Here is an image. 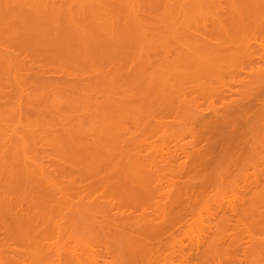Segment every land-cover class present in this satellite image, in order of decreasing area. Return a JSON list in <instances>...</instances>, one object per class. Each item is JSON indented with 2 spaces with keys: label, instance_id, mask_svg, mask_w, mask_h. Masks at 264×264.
I'll list each match as a JSON object with an SVG mask.
<instances>
[{
  "label": "bare ground",
  "instance_id": "bare-ground-1",
  "mask_svg": "<svg viewBox=\"0 0 264 264\" xmlns=\"http://www.w3.org/2000/svg\"><path fill=\"white\" fill-rule=\"evenodd\" d=\"M71 1L73 3L69 6ZM74 1L69 0L67 7L61 0L60 4L58 1L50 4L51 0H0L1 23L6 26L21 25L22 28L13 30L25 33L22 32L20 38L9 39V44L13 46L16 44H12L11 40L17 41L18 50L25 54L23 57L21 52L16 51V46L13 50L12 46L0 44L3 54L7 52L5 57L0 54V67L6 71V78L13 79V82L17 78V83H14L21 94L19 92L17 95L11 90L6 92H11V98L17 95L16 99L20 96L21 101L25 100L21 103L15 99V108L11 105L9 111H18L20 116L23 109L26 111L29 107V99L31 103L39 101L44 108L47 107L44 106L46 101L50 107L62 108L63 104H60L55 93H45L51 87L43 92L41 86L44 81L47 83V73L65 70L70 75L66 73L68 77L62 78H70L66 81L73 85V89H69H78L74 91L77 93L75 96L65 89L73 96H67L70 100L66 102L69 111H79L82 115L88 112L98 114L96 116L102 114L99 118H103H98L101 123L98 119H95L98 123L95 120L93 124L87 122L91 125L77 121L76 126L72 125L76 135L68 127L74 133L71 137L82 135V140L79 138L76 142L78 145L82 141V146L81 143L78 145L82 148V156L72 155L70 160L71 163L82 160V169H77L79 171L75 168L77 166L71 168V163L67 167L73 170L69 171L65 167L69 162L63 163L65 168L56 165L59 171L53 166L58 161L66 162L69 156L65 154L59 156L64 158L62 160L56 157L57 161L48 155L43 157L41 154L44 151H32H36L40 145L39 151L43 150L42 135L32 137L37 123H18L19 131L16 133H20L16 136L11 131L14 126H1L0 150L4 146L6 152L8 148L13 153L7 152L8 156L4 154L7 158H0V209L2 213L3 210L14 212L12 216L15 221L10 217L13 225L28 228L25 227V231L20 232L22 235L19 233L18 236L17 232L14 233L16 227L11 224L12 221L8 222L9 216H5L6 221L0 215V264H264V0H205V4L211 7L207 13L202 10V0H190V11H182L185 14L180 15L182 18L190 16L194 18L193 21L187 24L179 22L180 27H172L173 20L171 24H165L168 27L162 24V31L159 25V29L155 26L156 29L149 30L151 39L139 48H144V53L141 57L137 54V57L130 58L128 64L122 59L113 58L110 61V55L104 57L110 59H104L101 56L91 58L84 53L86 57L71 63L68 56L72 52L75 55L74 45L55 44L52 39L59 34L61 39L67 41L69 38L66 37L70 35L76 40L94 41L100 34L114 32V26L118 24L119 27L122 17L132 16L135 22L139 21V6L136 5L135 9L130 7L134 10L120 17L123 13H111L107 6L96 7L94 4L96 8H93L90 2L87 5L88 0ZM241 3L243 6H240ZM72 7L79 12H73ZM64 10L69 13L66 14ZM58 20L68 25L65 24V30L56 32L46 27L58 23ZM122 22L124 25L125 22ZM159 32L164 36L162 40L158 39ZM76 45L78 49L80 44L78 47ZM85 47L90 46L84 45L82 49ZM108 64L117 70L120 66L125 68H120V73L111 68L113 72ZM102 65L104 72L108 69L110 73L99 74L100 70L103 71V68H99ZM243 68H246V76L242 71L238 72ZM20 70L22 75L14 76ZM75 70L81 71L82 75H74ZM123 70H127L123 72L126 76H122ZM231 70L238 72L234 74H239V77L244 75V78L238 79L237 76L234 79L236 75H232ZM96 71L103 77L95 76ZM225 72L231 73L228 75L230 77L225 76ZM29 74L34 79L33 83L30 82L31 78L28 79ZM10 75L13 77L10 78ZM8 79H5L9 84L6 87L14 88V83L10 86ZM34 85L37 87L36 93ZM200 88L207 90L200 91ZM28 90L34 97L26 95ZM3 93L0 95L3 96ZM9 100L7 98V102ZM131 104L134 106H127ZM67 107L66 110L63 108L65 112ZM129 107L141 114H136L139 119L133 116L135 113L128 111ZM13 110L11 115H14ZM48 110L51 111L47 109L46 112ZM56 110L52 109L56 113L60 111ZM69 111L66 114L70 115ZM111 111L124 113V116L130 112L127 114L134 119H130L129 125L124 118L118 122H107V112ZM3 113H0V118L8 117L10 112L5 113L7 116ZM144 118L145 122L142 120ZM40 129L37 133L41 132ZM211 131L215 138L207 146L204 143L202 148H195L201 140L205 141L208 132L212 134ZM9 133L12 135L7 136ZM187 134L192 139H184ZM28 135L31 141L26 138ZM45 140L51 141L47 137ZM11 143L17 146L18 151ZM32 144L35 149L30 150ZM13 160L17 164L21 162L24 170L12 171L9 163L12 165ZM108 163L113 164L110 169L105 168L110 167ZM191 201L195 204L198 201L193 211ZM40 211L45 213L42 218ZM191 211L192 221L187 223L186 229L181 230L180 227L186 223L185 214ZM27 229H30L31 235L26 233ZM176 231L181 232L179 237L175 235ZM207 231L211 233L208 242L203 239ZM58 235L61 237L57 239ZM52 237H56L57 241ZM185 238L190 246L182 243ZM27 239L35 241L34 246L38 244L36 247L41 250L36 248L35 251H39V254L27 252L26 245V251L21 249L20 242L23 247L24 242L31 243ZM184 247L190 252L193 248L195 252L186 253ZM76 248L81 249L77 251Z\"/></svg>",
  "mask_w": 264,
  "mask_h": 264
},
{
  "label": "rangeland",
  "instance_id": "rangeland-1",
  "mask_svg": "<svg viewBox=\"0 0 264 264\" xmlns=\"http://www.w3.org/2000/svg\"><path fill=\"white\" fill-rule=\"evenodd\" d=\"M50 1V0H49ZM52 1L54 2V1H60V0H51V2H50V4L52 3ZM65 1H67V0H65ZM87 2V1H85V0H82L81 2ZM93 1V2H92ZM96 2H97V0H95ZM178 1V2H177ZM207 1V0H206ZM61 2L64 4V5H68V2H69V0H68V2L66 3V2H63L62 0H61ZM61 2H59L58 4H60ZM75 3L76 2H78L77 0L76 1H74ZM89 2L94 6H91V5H89V6H91V7H93V8H96V7H98V5H101V6H107V8L108 9H110L109 11L111 12V13H114V12H116V11H119V13H123V14H121L120 15V17L122 16V15H124L125 13H126V15H124V16H127L128 14H127V12H129L131 9H129L130 7H132V8H134L135 9V7H136V5L137 6H139V8L138 9H140V10H138L137 8V10H138V13L140 14L139 15V17H140V20L138 21L137 20V22H135V20H134V18L132 17V16H130V17H132L133 18V20L129 17V16H127L126 18H124V19H122L121 18V20L123 21V20H127L126 22L125 21H123V22H125V24L124 25H126V26H124L123 24H121V20H120V25H119V27H118V24L117 25H115L114 26V28H113V31L114 32H108V33H105V34H100L99 36H98V38L97 39H95L94 41L92 40V41H85V40H81L80 41V39L79 40H76V39H74V38H76V37H72L71 35L70 36H68V37H66V38H69L68 39V41H67V39H61V37H60V35L59 34H57V35H55L54 36V39H52V38H50V39H52V41H53V43H55V44H68V45H70V44H72V45H74V48H75V55H72L73 54V52H72V54H70L69 56H68V59H69V62H71V61H73V62H75V61H80V60H82L84 57H86V55H83V53L84 54H87V56H88V54H89V57L90 56H92L91 58H93L94 56V58H100V56L101 57H105V55L106 56H108V57H110L111 56V59L110 58H108V57H106V58H104V59H110V61L111 60H118V59H122V60H124L125 61V63L127 62V64L129 63V61L132 59V57L134 56H136L137 57V54H139V56L141 57V55H142V53H144L143 51H144V48H143V50L141 51V50H139V48H141L142 46H145V45H142V44H144L146 41L148 42V40H150L151 39V32L149 31V30H151L152 31V29H159V27H160V30L162 31V28H164L163 27V25L165 26V27H168V26H166L167 25V23H172L173 22V20H174V24H172V25H170V26H172V27H180L181 26V24L184 22L185 24H187L186 22H188V23H191L190 21L192 20L193 21V19L194 18H189V17H183L182 18V16H184V15H182L184 12H182V11H190V8H192L191 7V3H190V0H98V2L97 3H99V4H97L96 2H94V0H88V3H87V5L89 4ZM202 2H204V3H202ZM202 5H203V8L204 9H202V10H204V12H206L207 13V10H209L208 8H210L211 9V7L209 6L208 7V5H206L205 3V0H202ZM208 2V1H207ZM73 2L71 1L70 2V5L69 6H71V4H72ZM100 3H102V4H100ZM180 3V4H179ZM55 4H56V2H55ZM96 5V7H95V5ZM103 4H105V5H103ZM139 4V5H138ZM205 4V5H204ZM207 4H209V3H207ZM202 5H201V7H202ZM72 6H74V5H72ZM240 6H243V4L241 3V5ZM68 7V6H67ZM200 7V8H201ZM207 7V8H206ZM75 8H76V4H75ZM75 8L74 7H72V9L74 10L73 12H75ZM205 8H206V10H205ZM65 9L67 10V8L65 7ZM77 9V8H76ZM133 9V10H134ZM63 10V9H62ZM66 10H64L65 12H66ZM77 10H79V8L77 9ZM76 10V11H77ZM133 10H131V11H133ZM126 11V12H125ZM178 11V12H177ZM79 11H77V12H75V13H78ZM80 12H81V10H80ZM173 13V15H169V14H171V13ZM174 12H176V13H174ZM180 12V13H179ZM203 12V11H202ZM209 12V11H208ZM64 13V12H63ZM67 13H69V12H66V14ZM117 13V15L119 14L118 12H116ZM182 13V14H181ZM177 14L178 15H180L181 16V18H180V16L179 17H176L177 16ZM185 14V13H184ZM60 15H62L61 13H60ZM62 16H64V14L62 15ZM61 16V17H62ZM150 16H152V17H150ZM185 16H187V15H185ZM173 17V18H172ZM209 17V16H208ZM208 17H207V20H208ZM1 18V17H0ZM65 18V17H64ZM172 18V19H171ZM180 18V19H179ZM183 20L182 22L181 21H178V20ZM60 20V19H59ZM59 20H58V23H55V24H49L48 26H46V27H49V28H51V29H54V30H56V32L57 31H63V30H65L64 28H66V26H68L66 23H64V22H62V23H59ZM64 20V19H63ZM63 20H60V21H63ZM1 19H0V44L1 45H5V46H12L13 48L16 46L17 47V41H16V43H15V41H12L11 40V43L13 44V42H14V44H16L15 46H13V45H10L9 43H10V40L9 39H12V38H20V36L21 35H23V33H24V31H22V32H20V31H15V30H13V29H19V28H22L23 26H21V25H15V24H12V25H8V26H6V25H4V24H2L1 23ZM122 22V23H123ZM135 24H134V23ZM179 22L181 23V24H179ZM177 23V25L175 26V24ZM65 24H66V26H65ZM137 24V25H136ZM163 24V25H162ZM166 24V25H165ZM158 25H159V27H158ZM169 25V24H168ZM174 25V26H173ZM178 25H180V26H178ZM207 25H209L210 26V24H207ZM155 26H156V28H155ZM191 26V25H190ZM45 27V26H44ZM80 27V26H79ZM3 28L4 29H9V30H3ZM73 28V27H72ZM77 28V27H76ZM122 28H124V29H122ZM128 28V29H127ZM136 28V29H135ZM126 29V30H125ZM138 29V30H137ZM117 30H119V31H117ZM127 30H128V32H127ZM164 30V29H163ZM124 31V32H123ZM160 31V32H161ZM39 32V31H38ZM160 32L158 33L159 35H158V39L159 40H162V38L164 37V36H162L161 34H160ZM15 33L17 34V35H15ZM19 33H22V34H19ZM37 33V32H36ZM40 33H41V31H40ZM44 33V32H43ZM51 33V32H50ZM153 33H155V30H153ZM25 34V33H24ZM42 34V33H41ZM20 35V36H19ZM49 35V34H48ZM74 35V34H73ZM153 35V34H152ZM157 35V34H156ZM7 36V38H6V40H5V37ZM62 36V35H61ZM76 36V35H75ZM153 36H155V34L153 35ZM52 37V36H51ZM156 37V36H155ZM4 38V39H3ZM71 39V40H70ZM74 39V40H73ZM49 41H51V40H49ZM83 42V44L85 45V46H87L88 47V45L90 46V47H88V48H84V49H82L83 47H84V45L83 44H81ZM146 42V43H147ZM19 44V43H18ZM77 44V45H76ZM79 44H80V47H78L79 46ZM106 44V45H105ZM108 44V45H107ZM110 44V45H109ZM0 45V49L2 48V46ZM20 45V44H19ZM75 45L78 47V49L75 47ZM82 45V46H81ZM111 45L113 46V47H111ZM120 45V46H119ZM101 48H100V47ZM106 48H105V47ZM140 46V47H139ZM15 47V48H16ZM94 47V48H93ZM115 47H117V48H115ZM15 48L13 49V50H15ZM98 48H100V49H98ZM103 51H102V50ZM114 49V50H113ZM84 50H85V52L88 50V52L87 53H85L84 52ZM101 50V51H100ZM2 51H3V48H2ZM1 50H0V52H2ZM16 51H19V52H21L20 54L22 55V57H23V55H25L24 53H22V51L21 50H18V47H17V49H16ZM5 53H7V52H5ZM4 53V54H5ZM101 53H103V54H101ZM106 53V54H105ZM0 54H3V52L2 53H0ZM4 54H3V57H5L4 56ZM72 55V59L71 58H69L70 56ZM98 55V56H97ZM110 55V56H109ZM144 55V54H143ZM84 56V57H83ZM128 56V57H127ZM129 56H131V57H129ZM1 57H2V55H1ZM139 57V58H140ZM80 58V59H79ZM114 58V59H113ZM127 58V59H126ZM131 58V59H130ZM206 58H212V57H206ZM2 59V58H1ZM6 59H8L7 58V55H6ZM71 59V60H70ZM121 60V61H122ZM127 60V61H126ZM2 61V60H1ZM66 62H68V60L66 61ZM73 62H71V63H73ZM120 62V61H119ZM121 63V62H120ZM122 65L124 64V62L123 63H121ZM106 65V64H105ZM109 65V64H108ZM107 65V66H108ZM110 65H111V63H110ZM109 65V66H110ZM126 65V64H125ZM124 65V66H125ZM0 66H1V64H0ZM2 66H4V65H2ZM101 66V65H100ZM99 66V68L101 69V68H103V65H102V67H100ZM116 66V65H115ZM104 67H106V66H104ZM118 67V66H117ZM123 67V66H122ZM121 66H120V68H122ZM128 67V66H127ZM126 67V68H127ZM1 68V67H0ZM108 68V67H107ZM107 68H105V69H107ZM114 69V67H111L110 66V68L109 69ZM120 68H118V70L120 69ZM123 68H125V67H123ZM231 67H229V69H230ZM1 69H3V68H1ZM1 69H0V87H1V84H3L4 85V88H3V86H2V90L4 91V93H3V91H1V88H0V91H1V93H3V96L5 97L6 96V94L8 95V96H6L5 98L6 99H4V97L3 96H1L0 95V105H1V107H0V111L5 115V116H7L5 113H9L8 115L10 116H8V117H5V118H0V129L2 128L1 126L2 125H9V126H14L13 128L14 129H12L11 131H12V133L13 134H15V136H16V134H19V133H16L17 131H19V129H17V126L20 124V123H27L28 122V124H35V123H37V125L40 127V128H43V129H40L38 126V129H40L41 130V132L40 133H37L38 132V129H37V127H34V131H32V137H34V138H36L37 136H38V138L42 135V137H41V139H44V140H42V147H43V150L42 149H40V151H39V148H40V142H39V144L38 145H40V146H38V149H36V151L35 150H32V149H35L34 147L32 148V146H33V144L32 145H30L31 147H29V149L30 148H32V149H30V150H32L33 152H37V150H38V152H42V151H44V152H42V156L44 155L45 157H46V155H48V156H50L51 157V159H52V157H54V159H56V157H57V159L58 160H60L59 158H61V157H59V156H63L64 154V156H69L68 157V160H66V162L63 160V162L62 163H60L57 159V161H58V164H57V162H56V164L54 165L53 164V162L49 165V167L51 168L52 167V164H53V166H55L56 167V169L58 168V167H62L63 165L65 166V164H67L68 162V165H66L65 167H67V166H70L69 164L71 163V161L70 160H72L71 159V156L73 155L74 157L76 156V157H79V155H81L82 156V152L80 151V150H82V148H81V146H82V141L81 142H78L77 144L78 145H80V143H81V146L79 147L78 145H76V142H77V140L81 137L82 138V131H79L80 133V137L79 136H75V137H71L72 135L71 134H74L75 132H76V130L74 131L73 130V128H72V125H77V123L78 122H83L82 124H84L85 123V125L87 124V125H91V123L93 124V122H94V120L95 119H98L99 118V116H102V114H100L99 116H96V115H98V114H95V113H90V112H88V113H85L84 115H82V112H80V114L78 113L79 111H76L77 113H72V112H70L69 111V109H70V107L67 105V101L69 100L68 99V97L69 98H71V97H73V96H71L70 95V93L68 94V92L70 91H72L71 92V94L73 95L74 94V96H75V93H74V91L76 90L75 88V90L73 91V90H70L72 87H73V85L72 84H70V85H72V86H70L69 85V82H67V81H69L70 80V78L69 79H63V78H67L68 76L66 75V73H68V72H66L65 73V70H63V71H53L52 69H51V71H53L52 73H47V75L45 74V76H47V83L49 84H47V83H45L46 81H44V80H42V81H44V84H45V86H44V84H42L43 82H40V80H38L43 86H41V87H39V88H41V89H43V92H45V90H48L49 89V87H51L49 90H51L52 88V90L51 91H46L45 93H55V96H56V98H59V102H60V104L62 105V108L61 107H59L58 108V106L57 107H50L51 105H46L47 103V101L45 102V104L43 103V102H41V103H43L44 104V106H47V107H43L40 103H39V101H36V102H38V103H34V102H30V99L28 100V102H29V109L28 108H26L27 110L25 111L23 108H21V109H23V111H21L20 110V107L19 108H17L18 106H23V105H18L17 107H16V109L17 110H20L21 112H23V114H21L20 115V113H19V115L21 116H18V111H16L17 113H15V111L13 110V113H14V115H11V111H9L10 110V107H12L13 106V108H15V104L16 103H14V100L16 99V97H17V93H19L18 92V89H16L17 87V78L15 79V81L14 82H16V83H14L12 80L13 79H8V78H6V75L4 76V74H6V71L3 69L2 71H1ZM111 69V70H112ZM116 69V68H115ZM114 69V70H115ZM226 69V68H225ZM228 69V68H227ZM232 69V68H231ZM108 70V69H107ZM107 70H105V72L107 71ZM117 70V69H116ZM116 70H115V72H116ZM117 70V71H118ZM120 70H122V69H120ZM224 70V69H223ZM232 70H234V69H232ZM232 70H231V73H232V75L236 72V71H234V73L232 72ZM243 70H244V72H243ZM245 70H246V68H243V69H239L238 70V72H241V73H244V75L247 73V72H245ZM248 70V69H247ZM5 71V72H4ZM21 71V70H20ZM19 71V72H20ZM113 71V70H112ZM124 71H127V70H123L122 71V73L124 72ZM224 71H227V70H224ZM4 72V73H3ZM19 72H16V73H14V74H16V75H14V76H17V75H22V71H21V74H19ZM74 72V75H75V73L76 74H80V72H76V70L75 71H73ZM97 72V74H94L95 76H97V75H99V74H103V73H105L104 72V68H103V71L101 72V70H100V72H99V74H98V71H96ZM108 72V71H107ZM114 72V71H113ZM119 72V71H118ZM121 72V71H120ZM119 72V73H120ZM238 72H236V73H238ZM3 75H2V74ZM92 73V72H91ZM91 73H89V74H91ZM108 73H110V72H108ZM121 73V74H122ZM125 73V72H124ZM123 73V75L122 76H126V74H124ZM127 73V72H126ZM221 73V72H220ZM231 73H229L228 74V72H225V76H227V77H230V76H228V75H230ZM12 74V73H11ZM69 74V73H68ZM73 74V73H72ZM88 74V75H89ZM190 74V73H189ZM188 74V75H189ZM221 74H223V73H221ZM32 75V74H31ZM66 75V76H65ZM70 75V74H69ZM80 75H82V73L80 74ZM104 75V74H103ZM115 75H116V73H115ZM117 75H119V74H117ZM128 75H129V73H128ZM194 75V74H193ZM199 75V74H198ZM224 75V74H223ZM234 75H236V74H234ZM244 75H241L240 77H242L243 76V78H244ZM247 75V74H246ZM245 75V76H246ZM62 76H63V78H62ZM73 76V75H72ZM72 76H71V78H72ZM76 76H78V77H80L79 75H76ZM92 76V75H91ZM99 76H101V77H103L102 75H99ZM98 76V77H99ZM195 76H196V74H195ZM239 77V74H237L236 75V78L234 77V79H237L238 77ZM5 77V78H4ZM13 77V76H12ZM11 77V75H10V78H12ZM50 77V78H49ZM75 76H73V78H74ZM117 77V76H116ZM119 77V76H118ZM190 77V76H189ZM227 77H225L226 79H227ZM240 77L238 78V79H240ZM31 77H30V74H29V77H28V79H30ZM62 78V79H61ZM93 78H97V77H94L93 76ZM5 79H8L7 81H9V82H11V85L10 86H12V83H14V85H13V87L14 88H12V87H6L7 85H9V84H7V82H5L6 80ZM49 79V80H48ZM52 79H54V80H52ZM229 79V78H228ZM59 80V81H58ZM61 80V81H60ZM63 80H65L66 81V83L63 81ZM4 81V82H3ZM18 81H19V79H18ZM32 81H34V79L32 80V78H31V83H33ZM56 81V82H55ZM39 82H34V83H39ZM55 82V83H54ZM63 82V83H62ZM57 83V84H56ZM15 84H16V86H15ZM51 84V85H50ZM62 84V85H61ZM69 86H68V85ZM48 87H47V86ZM59 85V86H58ZM61 85V86H60ZM75 85H77V87L79 86L78 84H75ZM81 85V84H80ZM28 86V85H27ZM26 86V87H27ZM38 86H40V85H38ZM55 86V87H54ZM82 86V85H81ZM66 87V88H65ZM76 87V86H75ZM9 88H11V89H9ZM29 88H31V86H29ZM34 92L36 93V88L37 87H35V85H34ZM46 88H48V89H46ZM70 88V89H69ZM233 88H236L235 86L233 87ZM233 88H231L232 90H236V89H233ZM12 89L14 90V91H12ZM28 89V88H27ZM40 89V90H41ZM61 89H62V91H61ZM65 89L68 91H66L65 92ZM69 89V90H68ZM73 89V88H72ZM80 89V88H79ZM201 89H203V88H200V91H201ZM6 90L7 91H9V90H11V92H14L15 94H17L16 96H15V98H13L14 96H13V94H12V98H13V100H12V98L10 97L11 95V92H10V94H9V92L7 93L6 92ZM32 90V89H31ZM39 90V89H38ZM37 90V91H38ZM57 90V91H56ZM78 90V89H77ZM76 90V91H77ZM204 91H206L207 89L206 88H204L203 89ZM238 90V89H237ZM27 91V90H26ZM25 91V92H26ZM29 91L30 90H28V93H29ZM33 91V90H32ZM52 91H54V92H52ZM56 91V92H55ZM61 91V92H60ZM81 91V90H80ZM79 91V92H80ZM208 91H209V89H208ZM257 91V90H256ZM6 92V93H5ZM43 92H41V93H43ZM27 92H26V95H28L29 97L31 96V98H32V96L33 95H31V93L32 92H30L29 94H28ZM45 93H44V95H45ZM47 93V94H48ZM60 93V94H59ZM81 94H82V92H80ZM78 94V95H80L81 96V94ZM21 94V92L19 93V95ZM33 94V93H32ZM57 94H59V95H57ZM64 94V95H63ZM65 94H67L66 96H65ZM77 94V93H76ZM10 95V96H9ZM44 95H42V96H44ZM61 95H63V97L61 96ZM21 96H23V95H21ZM38 96V95H37ZM48 96V98L51 96V94H50V96L49 95H47ZM61 96V97H60ZM68 96V97H67ZM77 96V95H76ZM20 97V96H19ZM19 97H18V99H19ZM25 97V96H24ZM23 97V99L22 100H24L25 98H27V97H25L24 98ZM34 97V96H33ZM39 97H41V94H40V96ZM38 97V98H39ZM44 97H46V96H44ZM79 97V96H78ZM7 98H8V102H7ZM36 99H37V97H35ZM113 98H114V96H113ZM18 99H16V102H17V100ZM42 99V98H41ZM41 99H39V100H41ZM45 98H43V100H44ZM27 100V99H26ZM42 100V101H43ZM47 100V99H46ZM93 100V99H92ZM21 101V99H19L18 100V102H20ZM25 101V100H24ZM24 101H21V103H23ZM32 101H35V99L34 100H32ZM68 102H70V100L68 101ZM14 103V104H13ZM64 103H66V104H64ZM115 103V102H114ZM20 104V103H19ZM25 104V103H24ZM26 104H27V102H26ZM134 104V103H133ZM12 105V106H11ZM28 105H24L25 107L26 106H28ZM65 105H67V106H65ZM67 107V112L69 111L70 112V115H68V114H66L67 112H65V107ZM80 106H82L81 104H80ZM127 106H132V104L131 105H127ZM134 106V105H133ZM132 106V107H133ZM33 109H35V111L34 110H32V108ZM42 107V108H41ZM72 107V106H71ZM129 107V109H128V111H132V110H134V109H132V110H130L131 108ZM2 108V109H1ZM41 108V109H40ZM58 108V110H56ZM62 109V111L63 112H61V109ZM63 108L65 109V110H63ZM113 108H115V107H113ZM117 108V107H116ZM47 109H51V111L50 110H48L47 112H46V110ZM52 109H55L56 111H59L58 113H56V112H54V111H52ZM78 109H81V108H79L78 107ZM127 109V108H126ZM7 111V112H6ZM0 112V113H1ZM49 112V113H48ZM133 112V111H132ZM72 113V114H71ZM90 113V114H89ZM116 112H107V115H108V118H107V122L108 121H113V122H118L119 121V119L120 118H124L125 120H126V124L127 125H129V124H131L129 121H130V119H132L131 118V116H130V114H127V113H130V112H125L126 113V115L124 116V113H122V114H115ZM133 113H135V114H133V116L135 117L136 116V114L138 115V114H140V113H136V112H133ZM106 114V113H105ZM67 115V116H66ZM121 115V116H120ZM141 115V114H140ZM139 115V117L141 118V117H143V116H140ZM2 116V115H1ZM0 116V117H1ZM95 116V117H94ZM4 117V116H3ZM20 117V118H19ZM68 117H70V119L68 118ZM84 117V118H83ZM88 117V118H87ZM90 117V118H89ZM92 117V118H91ZM103 117H104V115H103ZM117 117V118H116ZM125 117H127V118H125ZM137 117V116H136ZM83 118V120H81ZM105 118V117H104ZM138 118V117H137ZM19 119V120H18ZM77 119H79V120H77ZM88 119H89V121H88ZM99 119H103L102 117L101 118H99ZM99 119H98V121H99ZM106 119V118H105ZM118 119V120H117ZM122 119H120V121L122 120ZM134 119V118H133ZM139 119V118H138ZM137 119V121H138V123H139V121L140 120H138ZM21 120V121H20ZM86 120V121H85ZM116 120V121H115ZM143 121L145 120V118L144 119H142ZM78 121V122H77ZM93 121V122H92ZM95 121H97V120H95ZM98 121H97V123H98ZM106 121V120H105ZM133 121V120H132ZM136 121V122H137ZM33 122V123H32ZM87 122H91V123H87ZM103 122H104V120H103ZM122 122H124V121H122ZM145 122V121H144ZM19 123V124H18ZM94 123H96V122H94ZM99 123H101V121H99ZM110 123V122H109ZM125 123V122H124ZM141 123V122H140ZM81 124V125H82ZM24 125V124H23ZM27 125V124H26ZM61 125V126H60ZM62 125H63V127H62ZM65 125H66V127H65ZM75 125V126H76ZM80 125V126H81ZM44 126V127H43ZM12 127H10V129L12 128ZM58 127V128H57ZM61 127V128H60ZM68 127H70L71 128V130L74 132H72L71 130H69L70 128H68ZM36 128V129H35ZM51 128V129H50ZM56 128V129H55ZM65 128H68V129H65ZM75 128V127H74ZM53 129V130H52ZM55 129V130H54ZM63 129L65 130V132L63 131ZM78 129V128H77ZM80 129V128H79ZM78 129V130H79ZM45 130V131H44ZM10 131V132H11ZM48 131H50V133H48ZM53 131V132H52ZM59 131V132H58ZM68 131H70V132H72V133H70V134H68L69 132ZM0 132H1V130H0ZM61 132H64V133H61ZM68 132V133H67ZM78 132V131H77ZM213 131H211V133H212ZM2 133V132H1ZM36 133V134H35ZM51 133H53V135L51 134ZM55 133V134H54ZM208 133H209V135H208ZM207 133V135L205 136V141H204V139L203 140H201L202 142H200V143H197L196 144V147L195 148H202V146H207L208 144H209V142L211 141V140H213L214 138H215V136H214V133H212V134H210V132H208ZM10 134L11 133H9V135H7V136H10ZM51 134V135H50ZM59 136H58V135ZM67 134H68V136H67ZM78 134V133H77ZM78 134V135H79ZM12 135V134H11ZM40 135V136H39ZM75 135H76V133H75ZM188 135V136H187ZM185 137H184V139H189L190 140V138H191V135L190 134H187ZM0 136H1V134H0ZM48 136H50L49 138H48ZM57 136V137H56ZM5 136H3V138H4ZM13 137H14V135H13ZM13 137L11 136V139L12 140H14L13 139ZM45 137H47V139H50L51 141H49V140H45ZM54 137V138H53ZM77 137V139H75ZM208 137V138H207ZM1 138V137H0ZM28 140L29 139H31L32 140V138H31V136L29 137V135L26 137ZM33 138V139H34ZM53 140H52V139ZM55 138H56V140L58 141H56L55 140ZM73 138V139H72ZM80 138V140H82ZM2 139V138H1ZM0 139V141H2ZM76 141H75V140ZM183 139V140H184ZM192 139V138H191ZM31 140H29V141H31ZM34 140H37V139H34ZM33 140V141H34ZM57 142H55V141ZM72 140V141H71ZM83 140H84V136H83ZM85 140H86V138H85ZM3 141H4V139H3ZM53 141H54V143H53ZM74 141V142H73ZM181 141V140H180ZM185 141V140H184ZM37 142V143H38ZM53 143V145H52V143ZM182 142V141H181ZM187 142V141H186ZM204 143H205V145H204ZM200 144V145H199ZM11 145H12V143H11ZM14 145V144H13ZM12 145V146H13ZM46 145H48V146H46ZM1 146H3L2 144H1ZM14 146H16V145H14ZM13 146V147H14ZM77 146H78V148H77ZM200 146V147H199ZM8 147H10L9 145H8ZM12 147V148H13ZM41 147V148H42ZM45 147V148H44ZM50 147V148H49ZM2 149H3V151H5V152H3V153H1L2 152V149L0 150V158H7L6 156H4V154H6L7 152H11V151H9L10 149H8L7 147H5V149L7 148V152H6V150H4V146L3 147H1ZM11 148V147H10ZM76 148H77V150H76ZM14 149V148H13ZM12 149V150H13ZM15 149H16V151H18L17 150V146L15 147ZM19 149V148H18ZM79 150V151H78ZM186 150H189L190 151V148L189 147H186ZM14 152H15V150H13ZM20 151V150H19ZM46 151V152H45ZM81 152V153H77V152ZM189 151H186V152H189ZM32 152V153H33ZM13 153V152H12ZM12 153H10V154H12ZM16 153V152H15ZM15 153H14V156H15ZM1 154H2V156H1ZM62 154V155H61ZM209 155L208 156H210L211 155V152L210 153H208ZM40 155V156H41ZM54 155V156H53ZM7 156H8V153H7ZM10 156V155H9ZM13 156V155H12ZM12 156L11 157H9L10 159H11V162H12ZM43 156V157H44ZM47 156V157H48ZM49 157V158H50ZM8 158V159H9ZM14 159V158H13ZM62 159H64V158H61V160ZM77 159H79V158H77ZM80 160V159H79ZM17 161V160H16ZM50 161H52V160H50ZM54 161V160H53ZM13 162H14V160H13ZM46 162V161H45ZM73 162V161H72ZM77 162V163H76ZM76 162H73V163H71V168L73 167V169H75L76 168V170L79 168V169H82V160L81 161H76ZM19 163H21V162H18V164H17V162H14V163H12V165H10V163H9V166H11L12 168H10L12 171H14V172H17V171H23L24 170V167L23 168H21V166H22V163L21 164H19ZM50 163V162H49ZM55 163V162H54ZM60 163V164H59ZM63 163H65V164H63ZM77 165H76V164ZM81 165H80V164ZM74 164V165H73ZM79 164V165H78ZM1 165V164H0ZM58 167H57V166ZM108 165L110 166V165H113V164H109L108 163ZM63 166V167H64ZM75 166H77V167H75ZM105 166H107V165H105ZM54 167V168H55ZM64 167V168H65ZM75 167V168H74ZM95 167V166H94ZM69 167H67V169H68ZM71 168H69L68 170L69 171H72L71 170ZM105 168H111V166L110 167H105ZM113 168V167H112ZM23 169V170H22ZM66 169V170H67ZM58 171L60 170L59 168L57 169ZM77 171H79V170H77ZM81 182V181H80ZM82 186V185H81ZM209 187V186H208ZM207 187V188H208ZM196 188V187H195ZM31 189L33 190L34 188L33 187H31ZM30 189V190H31ZM29 190V189H28ZM29 192V191H28ZM30 193H32V192H30ZM204 193H207V192H204ZM20 193H18L17 195H19ZM32 195V194H31ZM17 197V196H16ZM20 197V196H19ZM33 197V196H32ZM41 197V196H40ZM209 197V196H208ZM20 198H22V197H20ZM43 198V197H42ZM18 199V198H17ZM207 199V198H206ZM204 200H205V198H204ZM39 201H40V198H39ZM42 202V201H41ZM192 203H191V210L193 211V207H195V205L198 203V201H197V203L195 204V202H193V201H191ZM37 203H39V202H37ZM43 203V202H42ZM48 202H46V204H47ZM193 204H194V206H193ZM37 205V204H36ZM39 207H40V204H39ZM16 208V207H15ZM38 209H40V208H38ZM15 210H17V208L15 209ZM0 213H2V209H0ZM39 211V210H38ZM192 211H191V213H189V214H185V216H184V218H185V220H186V223H184L181 227H180V229L181 230H183V229H186L187 228V223L188 222H190V221H192V218H193V214H192ZM17 212V211H16ZM19 212V211H18ZM36 212V211H35ZM4 213H7V214H4ZM40 213H41V218H42V215L43 214H45V213H43L42 214V212L40 211ZM47 213V212H46ZM4 214V215H3ZM2 217H3V220H6L7 221V219H8V222L9 221H12V220H10V217H12L11 219H14V217L12 216V215H14V212H12V211H9L8 210V212L6 211V210H3V213L2 214H0ZM11 215V216H10ZM36 215V214H35ZM47 215V214H46ZM0 216V217H1ZM5 216L7 217V216H9V217H7V219H5ZM45 216V215H44ZM2 217L0 218V219H2ZM35 218V217H34ZM36 218H38V217H36ZM40 219V218H39ZM42 220V219H41ZM1 221V220H0ZM14 221H15V219H14ZM14 221H12L11 222V224L13 225V222ZM10 224V223H9ZM15 224V223H14ZM14 226V230H16L14 233H16L18 236H19V233L22 231H25V230H23L25 227H27V226H25L24 228L22 227V229H21V225H17L16 224V226L15 225H13ZM13 226L11 227V225H10V228H13ZM22 226H24V225H22ZM18 227H20V228H18ZM28 228V227H27ZM2 228H1V226H0V231H2L1 230ZM11 230H13V229H11ZM17 230H19V231H17ZM30 230V229H29ZM29 230L27 229V231H26V233L28 232L29 233V235H31L30 234V232H29ZM31 230H33V229H31ZM21 232V233H22ZM20 233V234H21ZM25 233V232H24ZM26 233L24 234L25 236H28V234L26 235ZM179 233H181V232H175V235L177 236V237H179ZM63 234V233H62ZM22 235V234H21ZM23 235V236H24ZM55 235V234H54ZM53 235V236H54ZM62 236H64V235H62ZM211 236V233L210 232H208L207 231V233H206V235L205 236H203V239L206 241V242H208V240H209V238L208 237H210ZM60 237H61V235H60ZM59 237V235H58V237H57V239L58 238H60ZM56 239V237L53 239V237H52V240H55ZM57 239L55 240V241H57ZM28 240V243L29 242H31V243H29L30 245H31V247H30V245L29 244H26V242H24L25 244H24V247H23V245H22V243L20 242V244H19V246L21 247V249H25L26 248V246H27V249H28V251L27 252H31V254H34V252L35 253H38V252H36L37 251V249L36 248H38V247H36V246H38V244H35V246H34V242L35 241H33V240H29V239H27ZM182 243H184V244H187L188 243V240L185 238V239H183V242ZM207 244V243H206ZM18 245V244H17ZM26 245V246H25ZM188 246H190L189 245V243L187 244ZM18 246V247H19ZM33 246V247H32ZM19 247V248H20ZM23 247V248H22ZM38 249H40V248H38ZM78 248H76V250H77ZM80 249L81 248H79L77 251H80ZM36 250V251H35ZM41 250V249H40ZM188 249L187 248H183V251H185L186 253H188V252H190L189 250L187 251ZM191 250V254H193V252H195L194 251V249L192 248V249H190ZM25 251H26V249H25ZM34 251V252H33ZM29 252V253H30ZM39 254V253H38ZM240 256V255H239ZM240 258H242V256L240 257ZM193 259L195 260V257H193ZM208 261V260H207ZM46 262H47V260H46Z\"/></svg>",
  "mask_w": 264,
  "mask_h": 264
}]
</instances>
